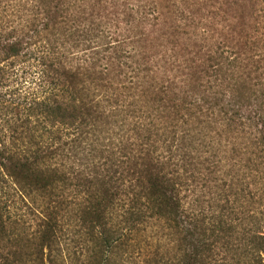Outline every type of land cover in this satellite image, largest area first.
<instances>
[{"label":"trees","instance_id":"trees-1","mask_svg":"<svg viewBox=\"0 0 264 264\" xmlns=\"http://www.w3.org/2000/svg\"><path fill=\"white\" fill-rule=\"evenodd\" d=\"M176 2L157 43L155 1L50 0L30 148L4 165L20 264H55L63 231L104 264L153 226L177 264H263L264 0Z\"/></svg>","mask_w":264,"mask_h":264},{"label":"rangeland","instance_id":"rangeland-1","mask_svg":"<svg viewBox=\"0 0 264 264\" xmlns=\"http://www.w3.org/2000/svg\"><path fill=\"white\" fill-rule=\"evenodd\" d=\"M152 1L157 7L151 12L154 17L166 13L163 15L164 21L162 17L158 21L160 31L153 34L154 37L161 35L157 42L161 43L163 34L168 31L169 19L166 17L177 15L182 6L176 0H148ZM171 3L175 4L169 5ZM49 4L50 0H0V213L5 220L9 216L14 221L22 205L15 180L6 173L4 165L10 162L9 158L13 159L11 161L21 158L24 151L30 148L32 119L29 109L37 92L39 77L33 55L35 29L38 23L47 22ZM122 17L118 19L119 22ZM121 27L125 28V25L121 23ZM122 33L126 34L127 31L123 29ZM150 39L156 41V38ZM13 43L21 45L18 56H12L8 51ZM156 48L153 47V53H156ZM2 227L6 233L2 232ZM18 233L13 223L0 225V264H20L19 254L22 251L36 252L35 245L22 249ZM8 234L11 235L10 240L4 238ZM163 234L161 227L148 228L136 235L135 240H128L115 249L104 264H177L174 245ZM90 249L91 244L85 240V236H73L63 231L52 256L61 254L55 264H97ZM225 263L242 264L235 260Z\"/></svg>","mask_w":264,"mask_h":264}]
</instances>
